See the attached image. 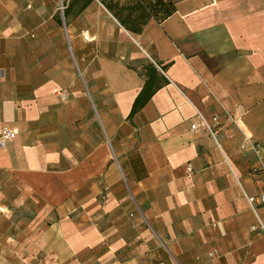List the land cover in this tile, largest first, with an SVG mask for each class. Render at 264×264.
<instances>
[{
  "label": "crops",
  "instance_id": "1",
  "mask_svg": "<svg viewBox=\"0 0 264 264\" xmlns=\"http://www.w3.org/2000/svg\"><path fill=\"white\" fill-rule=\"evenodd\" d=\"M164 1L0 0V264H264V0Z\"/></svg>",
  "mask_w": 264,
  "mask_h": 264
},
{
  "label": "trees",
  "instance_id": "2",
  "mask_svg": "<svg viewBox=\"0 0 264 264\" xmlns=\"http://www.w3.org/2000/svg\"><path fill=\"white\" fill-rule=\"evenodd\" d=\"M86 1L88 2L90 0ZM140 2L142 6H145L150 14L154 15L158 20H163L174 12L172 4L164 0H140ZM152 94V80L150 79L145 83V86L136 98L131 113L133 114L139 110L150 99Z\"/></svg>",
  "mask_w": 264,
  "mask_h": 264
},
{
  "label": "built area",
  "instance_id": "3",
  "mask_svg": "<svg viewBox=\"0 0 264 264\" xmlns=\"http://www.w3.org/2000/svg\"><path fill=\"white\" fill-rule=\"evenodd\" d=\"M210 94H212L210 92ZM213 96V94H212ZM214 97V96H213ZM214 99L216 100V102L218 103V105L220 106V108H222V110L224 111V113L227 115V117L230 119V121L232 122L233 125L237 126V121L236 119L231 116L225 109L224 107L220 104V102L214 97ZM196 124H193L191 126V130H195L196 129ZM211 135L214 137V134L211 133ZM15 137V134L10 131V130H4L1 134H0V148H2L3 146H5V144L14 139ZM240 148L242 150H245L247 148H249L250 150H252L254 153H257L258 152V148L259 146L254 144L252 142V140H250L249 138L247 137H244L243 139V142L241 143V146ZM263 171H264V167L261 168ZM248 202L250 203V205L252 207H254L255 205H264V193L260 194L259 196L257 197H248Z\"/></svg>",
  "mask_w": 264,
  "mask_h": 264
}]
</instances>
